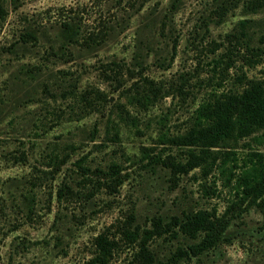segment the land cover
<instances>
[{"label":"rangeland","instance_id":"374dc122","mask_svg":"<svg viewBox=\"0 0 264 264\" xmlns=\"http://www.w3.org/2000/svg\"><path fill=\"white\" fill-rule=\"evenodd\" d=\"M0 4L7 11L0 23V264H83L92 257L95 236L108 231L119 237L123 221L144 228L153 219L168 222L196 209L218 215L229 209L231 224L216 247L177 264H264V213L241 200L235 180L200 167L173 176L165 164L188 158L187 148L167 138L188 129L200 103L240 89L246 79L264 82V7L246 0ZM66 20L80 29L78 43L68 44L62 35ZM108 27L104 41L85 44V37ZM25 29L38 35L34 46L17 41ZM247 38L259 50L256 59L240 56ZM110 61L124 69L119 83L100 71ZM32 64L42 67L34 78L24 71ZM140 71L151 84L138 79ZM75 79L78 94L99 89L103 110L77 108L68 94ZM136 84L149 94V87L158 88L147 108L130 101ZM236 146L238 157L250 148L264 151V143L250 137ZM52 152L69 155L54 175ZM81 157L91 167L117 163L123 183L88 199L57 201L62 181L75 186L71 177H77L74 163ZM188 242L166 235L149 244L165 260ZM134 252L122 245L108 264H129Z\"/></svg>","mask_w":264,"mask_h":264},{"label":"trees","instance_id":"16d2710c","mask_svg":"<svg viewBox=\"0 0 264 264\" xmlns=\"http://www.w3.org/2000/svg\"><path fill=\"white\" fill-rule=\"evenodd\" d=\"M253 8L264 7V0H246ZM172 9L176 4H171ZM171 9V10H172ZM7 11L0 4V23L5 20ZM72 20V19H71ZM63 21L62 35L68 44L78 43L82 34L73 21ZM107 29V28H106ZM112 30V29H111ZM101 29L85 37V44H99L105 39V32ZM237 38V37H235ZM238 40V39H237ZM236 40V42H238ZM17 41L23 45L34 46L38 42V35L32 29L19 32ZM246 54L241 57H255L260 55L257 48L250 47L249 39L244 40ZM7 47V51H12ZM62 55H66L65 50ZM46 52L45 58L48 59ZM136 65L142 68L143 63ZM130 68L125 71L129 72ZM29 77L35 76L36 72L42 71L40 64H32L24 67ZM100 71L106 79L120 82L124 76V69L117 61L102 63ZM142 71L138 79L144 83H150ZM70 94L77 108L87 112L101 111L104 106L101 102L99 89H92L88 95L78 94L76 79ZM137 85V84H136ZM150 94L141 85L134 87L130 95L132 102L143 108L154 103L157 87H149ZM74 110V108L72 107ZM193 120L188 129L181 134L172 135L167 140L179 148H187L188 158L185 162L170 160L165 164L170 168L171 174L188 173L195 167L203 171L216 169L221 173L226 182L235 180L234 189L241 195V200H247L257 205L264 213V151L250 148L244 155L238 157L237 143L246 137L264 143V82L246 79L240 89L227 90L214 94L200 103L195 109ZM260 132L259 134H257ZM248 145L247 143L243 144ZM68 153L58 158L55 152L49 156V166L53 175L62 169V165L68 160ZM240 159V164L238 162ZM84 157L77 159L74 163L77 177H71L75 186L67 181H62L55 190L57 201H68L74 198L79 200L88 199L94 192L105 188L107 191H115L124 181L117 163H110L107 168L100 166L91 167L84 163ZM233 208V205H232ZM231 211L226 209L225 213L218 215L208 209L190 210L183 217H173L172 221L163 222L156 218L151 220L150 227L140 228L131 225L130 220L123 221L117 225L119 237L110 236L104 231L95 236L93 241V254L83 264H108L114 252L120 246H130L135 252L129 264H177L182 259L197 256L204 251L216 247L224 238L225 231L231 224L233 217ZM168 235L170 240L179 236L189 242L186 246L177 247L165 260H159L150 247V241L156 237Z\"/></svg>","mask_w":264,"mask_h":264}]
</instances>
